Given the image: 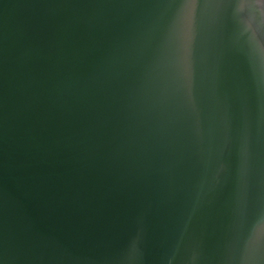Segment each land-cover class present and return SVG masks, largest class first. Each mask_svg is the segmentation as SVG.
Instances as JSON below:
<instances>
[{"label": "water", "instance_id": "95a60500", "mask_svg": "<svg viewBox=\"0 0 264 264\" xmlns=\"http://www.w3.org/2000/svg\"><path fill=\"white\" fill-rule=\"evenodd\" d=\"M0 0V264H264V0Z\"/></svg>", "mask_w": 264, "mask_h": 264}, {"label": "snow or ice", "instance_id": "6c2138e0", "mask_svg": "<svg viewBox=\"0 0 264 264\" xmlns=\"http://www.w3.org/2000/svg\"><path fill=\"white\" fill-rule=\"evenodd\" d=\"M238 10L242 14L243 19L245 18L246 14V6H245V0H238Z\"/></svg>", "mask_w": 264, "mask_h": 264}]
</instances>
